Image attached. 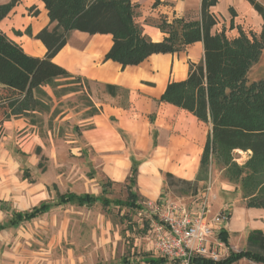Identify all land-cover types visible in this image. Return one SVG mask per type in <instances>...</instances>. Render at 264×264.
I'll return each mask as SVG.
<instances>
[{"label": "trees", "instance_id": "trees-1", "mask_svg": "<svg viewBox=\"0 0 264 264\" xmlns=\"http://www.w3.org/2000/svg\"><path fill=\"white\" fill-rule=\"evenodd\" d=\"M40 1L45 5L50 25H54L50 29L44 28L35 36L47 49L44 58L26 55L17 43L0 31V106L4 110L1 123L3 120L21 117L34 125L38 114H46L52 106L51 97L43 90L45 86L53 91L57 99L67 91H76L64 89V85L82 84L89 91L87 80L71 76L64 68L51 61L65 45L67 34L72 30L91 36L111 35L112 48L103 60L117 62L121 69L138 66L151 55H173L185 51L192 43L202 42V64L189 63L188 78L169 83L158 102L182 109L201 123L211 126L200 156L195 182H205L208 179L209 157L214 156L224 165L228 180L240 183L242 198L247 201L245 207L264 210V78L256 82L247 81L249 70L259 62L264 49V8L260 4L248 0L262 18V30L258 37L254 34L248 37L240 28L238 35L230 39L226 37L224 30L212 34L217 19L210 9L215 7L217 0H201L199 20L173 19L168 23L161 19L154 25L166 36L162 41L153 43L143 35L141 26L136 23L137 6L130 0ZM15 2L16 0H12L8 4H0V22ZM233 28L231 19L229 29ZM26 34H30L29 31ZM102 87L110 97L119 96L120 106L126 108L127 91L108 84ZM91 113L98 114L99 110L93 106ZM119 132L123 137V132ZM153 146H156L155 142ZM236 150L251 152L250 158L242 166L232 158ZM130 161L127 197L124 200L109 199L106 187L112 184L106 182L101 186L100 195L64 193L58 195L55 202H42L28 211L11 210L6 202L0 201V210L5 214L10 213L6 223L0 224V231L30 223L63 205L91 207L97 203L103 208L126 207L132 211H141L143 204L139 203V196L134 188L139 162L132 157ZM172 177V174L165 173V178ZM24 178L28 179L27 172ZM146 229L147 224L144 230ZM218 240L228 246V233L225 229L219 233ZM246 242L256 250L230 252L219 261L193 257L189 264H236L242 259L264 264V233L251 231ZM122 261L124 264H132L129 259ZM141 261L143 264L180 262H170L161 256L142 257Z\"/></svg>", "mask_w": 264, "mask_h": 264}, {"label": "crops", "instance_id": "crops-1", "mask_svg": "<svg viewBox=\"0 0 264 264\" xmlns=\"http://www.w3.org/2000/svg\"><path fill=\"white\" fill-rule=\"evenodd\" d=\"M10 1L0 0V4H7ZM130 2L137 6L136 23L153 43L162 41L166 36L154 25L161 19L167 20L168 23L173 19L184 21L200 19L201 0H130ZM222 2L225 4V9L221 15L218 10ZM255 3L260 4L258 1ZM260 5L264 8L262 4ZM210 12L216 15L217 19V24L212 28L211 33L224 30L228 39L238 35V28L244 32L241 26L245 21L247 23L250 21L259 28L262 26L261 16L255 12L248 0H217V4L210 9ZM231 19L234 27L232 30L229 29ZM53 26L50 25L47 10L40 0H16L7 16L1 20L0 31L17 43L26 55L44 58L47 49L35 36L44 28L50 29ZM26 31L30 34H26ZM15 32L20 34L16 35ZM111 48V35L91 36L72 30L67 34L65 45L51 61L64 68L71 76L87 80L90 85L103 88V85L108 84L127 91L126 108L120 106L119 96L112 98L104 92L100 100L91 98V104L99 110L98 114H92L91 111L87 115L90 108L93 109V106H89L81 111H77L75 107L73 109L67 107L66 110L53 116L55 109L53 103L58 99H55L53 91L45 86L43 90L51 97L52 106L44 116L40 114L38 116L52 124L53 129L47 130L46 141L50 142L53 155L56 156L62 147H68L71 152H75V156L79 157L86 156L91 151L97 157L105 158L101 172L111 184H119L129 177L132 157L139 162L134 187L137 195L148 201H157L162 196L165 173L186 180L198 175L197 167L200 164L206 139L211 132V126L201 123L182 109L158 100L169 83L181 82L188 78L189 63L202 64L204 46L202 42L192 43L183 52L173 55H151L140 65L125 69H121V65L117 62L103 60ZM75 93L77 92L67 91L58 101L60 102L61 98L68 100ZM62 126L67 127V133L61 138L58 132ZM0 129L6 135L5 139L7 136L14 138V133L19 130L27 132L32 129L24 137H17V144H20L21 148L24 145L29 146V153H32L34 147L47 151L41 136L35 130V125H30L29 120L25 118L3 120ZM119 131L123 132V137ZM126 138L129 140L131 150ZM154 142L156 146H153ZM151 148V155L147 159L144 158L143 154ZM235 152L243 153L238 150ZM243 154L248 159L251 152ZM118 169L117 177L115 174ZM0 201L6 202L9 207L6 199L0 198ZM42 202L48 203L41 201L39 204ZM240 207H242L240 212L244 210L249 222L236 220L231 209L230 215L234 224L229 227L228 223L224 228L228 235L230 231L239 236L247 233L249 235L253 230L263 232L264 210ZM0 212L4 213L1 210ZM246 223H250L249 229ZM247 230L249 232H246Z\"/></svg>", "mask_w": 264, "mask_h": 264}, {"label": "rangeland", "instance_id": "rangeland-1", "mask_svg": "<svg viewBox=\"0 0 264 264\" xmlns=\"http://www.w3.org/2000/svg\"><path fill=\"white\" fill-rule=\"evenodd\" d=\"M255 1L264 6V0ZM224 9L225 4L222 2L219 6V14L222 15ZM219 24H221L220 20ZM241 27L248 37L251 34L258 37L261 29L250 21L248 23L245 21ZM228 37H231V32ZM260 56L259 62L249 70L248 83L264 78V49ZM64 89L76 90L77 93L68 100L61 98L59 102L58 98L53 103L55 105L53 116L66 110L67 107L72 109L75 107L77 111L92 107L91 98L100 100L104 93L103 88L90 84L89 91L84 85L79 86L75 83L68 84ZM92 110L90 108L86 114L88 115ZM3 111L0 106V123L3 119ZM41 116L35 118L34 125L44 142L46 152L34 147L32 153H29V146L24 145L21 148V145L17 144V137H24L32 129L27 132L19 130L14 133L12 139L9 136L5 139L6 135L0 129V198L6 199L10 209L14 211L31 210L39 202L55 201L58 194L65 192L100 195L101 186L109 182L101 172L105 158L97 157L91 151L90 154L79 157L75 156V152H71L68 147H62L56 156L53 155L50 142L46 141L47 130H52L53 127ZM58 133L61 138L65 137L67 127H60ZM125 140L129 146L128 138ZM151 152L152 148L144 153L143 157L147 159ZM243 153L232 154V158L240 166L249 159ZM209 158V175L205 182H195L196 177L186 180L175 175L167 179L164 174L162 196L157 203L161 204L166 200L170 203L182 204L196 213V205L204 194L208 201L210 217L221 210L231 214L232 209L236 220L249 222L244 210L240 212L242 209L240 206L244 207L247 203L242 198L240 183L228 180L220 159L214 156ZM198 168L199 166L197 171ZM26 172L28 179L24 178ZM118 173L119 169L116 170L117 177ZM127 179L119 184L107 186L106 196L111 200H124L127 197ZM149 201L139 196V203L143 206ZM9 216V212L6 214L0 212V223L6 222ZM156 220L146 210L141 212L126 207L103 208L97 203L91 207L63 206L49 211L30 223H22L16 229L0 232V264H124L123 259H129L132 264H143L142 257L160 256L153 246L156 233L153 232L152 225ZM232 220L233 218L228 224L229 227L234 224ZM250 223H246L248 229ZM146 224L148 229L144 230ZM246 235L248 237V233L243 236L234 235L230 231L228 246H222L219 260L230 252L255 251V247L246 243ZM176 264L186 263L180 261ZM236 264L256 263L242 259Z\"/></svg>", "mask_w": 264, "mask_h": 264}, {"label": "built area", "instance_id": "built-area-1", "mask_svg": "<svg viewBox=\"0 0 264 264\" xmlns=\"http://www.w3.org/2000/svg\"><path fill=\"white\" fill-rule=\"evenodd\" d=\"M196 213L182 204L163 200L149 201L141 212L146 210L157 220L152 225L156 239L153 246L159 255L170 261H184L189 264L193 257L219 261V254L224 245L218 235L229 223L231 215L225 210L208 215V201L203 194L196 205Z\"/></svg>", "mask_w": 264, "mask_h": 264}]
</instances>
